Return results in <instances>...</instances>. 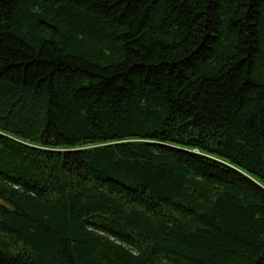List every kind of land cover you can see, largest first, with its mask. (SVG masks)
Returning a JSON list of instances; mask_svg holds the SVG:
<instances>
[{"label": "trees", "instance_id": "obj_1", "mask_svg": "<svg viewBox=\"0 0 264 264\" xmlns=\"http://www.w3.org/2000/svg\"><path fill=\"white\" fill-rule=\"evenodd\" d=\"M0 264H264V0H0Z\"/></svg>", "mask_w": 264, "mask_h": 264}]
</instances>
